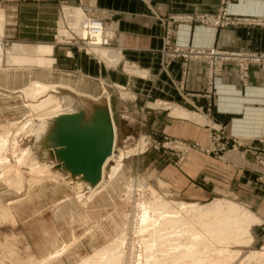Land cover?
I'll use <instances>...</instances> for the list:
<instances>
[{
	"label": "crops",
	"instance_id": "0c3cea01",
	"mask_svg": "<svg viewBox=\"0 0 264 264\" xmlns=\"http://www.w3.org/2000/svg\"><path fill=\"white\" fill-rule=\"evenodd\" d=\"M62 4L81 7L86 14L101 17L115 36L113 45L116 49L98 48L94 49L96 54H92L77 46L56 44L54 34ZM221 6L222 0H0V10L6 13L7 35L16 41L32 43L16 44L52 47V53L46 56L52 63L45 67L51 68L56 63L58 70L69 71L71 75L100 80L109 87L120 84L135 92L141 103L149 99L160 101L151 102L158 106L148 107L144 103L140 108H128L129 104L116 101L114 107L124 133H129L126 128L133 125V119L144 117L143 107L147 106L145 111L149 118L146 127H139L141 131L197 140L209 146L216 129L209 125L206 116L196 112L202 107L222 127V141L228 144V149L221 156L193 149L178 166L165 165L163 177L172 183L177 195L191 200L205 201L219 196L220 199L242 203L263 218V222L257 224L262 226L264 180L261 174L264 167L256 162L254 149L264 138L263 68L251 64L248 77L242 78L235 63L228 61L222 83L210 98L206 92V59L193 58L185 62L176 57L167 64L164 61L166 40L170 48L216 46L264 52V26L234 24L216 27L195 19H179L181 16H217ZM4 12L0 13V21L4 20L5 25ZM228 14L261 17L264 15V0H230ZM102 51L108 52V56H101ZM45 84L69 85L76 93L82 91L69 83ZM98 86V92L90 93L100 95V84ZM174 110L186 115L173 114ZM63 191L60 183L48 185L42 182L32 190L30 198L14 203L16 217L23 224L38 256L61 251L62 258L69 252L63 250L70 240L79 237L80 223L89 231H94L100 224L97 215L103 213L107 205L106 190L88 201L84 211L79 208V200L67 194L64 196ZM10 193L0 192V203L16 200L13 199L16 195L12 197ZM29 203L37 205L31 214L26 212ZM261 230L264 231V227ZM81 243L82 237L75 246L79 247Z\"/></svg>",
	"mask_w": 264,
	"mask_h": 264
},
{
	"label": "rangeland",
	"instance_id": "374dc122",
	"mask_svg": "<svg viewBox=\"0 0 264 264\" xmlns=\"http://www.w3.org/2000/svg\"><path fill=\"white\" fill-rule=\"evenodd\" d=\"M1 12L4 11L0 10ZM4 14L5 25L3 18L0 21L2 34L0 42L3 43L4 48V55L0 63V192L9 191L12 197L16 195L13 198L16 200L0 203V264H110L114 259L119 260L120 264H201L197 259L198 256L194 258L185 254L180 256L181 254L174 250L179 249V243L183 242L179 239L180 235L175 238V236H170L171 232L169 230V232L164 231L163 233L157 231L159 218L156 215L158 214L156 208L161 201H167L171 207H175L179 203L176 206L178 208L180 205L185 204L189 207L188 209H199L214 201L226 200L220 199L219 196H213L205 201H196L183 195H177L174 192L172 183L163 177L162 171L165 169V165L172 163L178 166L183 161L180 160L182 151L176 148L173 140L184 139L190 142L197 140L168 134L157 136L141 131L139 127H146L149 118L145 111L147 106H158L152 105L151 102L160 101L149 99L143 100V103H141L135 92L129 88H124L120 84L109 87L100 80L98 82L97 80L86 79V77L71 75L69 71L58 70L56 63L51 68L45 67L44 65H51L52 63L51 60L46 59V56L52 53V47L26 45L32 43L10 38L6 31V13L4 12ZM97 49L95 48V50ZM100 54L101 56H108L106 51H102ZM45 82L69 83L90 95H93L90 92L94 90L98 92V84H100L101 94L110 97L117 133L115 150L116 146L117 153L119 149L123 150L118 156L113 157L112 161L108 162L103 181L91 190H88L86 185L81 182H75V179L72 180L57 164L56 160L45 157L44 151L35 145L36 139L41 136L38 133L39 127L46 120H49V117L39 116L37 113L32 112L29 106L42 100L47 95L54 94L60 100L61 112H67L73 106L75 108V101H79V96L85 94L82 91L76 93L69 85L49 86L51 90L42 91L43 93L36 86L31 87V84L35 83L46 85ZM24 89H27V93L29 89L30 94H22V92H25ZM32 89H35V91ZM118 100L129 104L128 108H140L144 103L147 104L146 107H143L146 114H144V117L133 119V125H128L126 122L128 134L120 129L122 121L116 114L114 107ZM159 106L164 105L160 104ZM206 120L208 121V119ZM214 134L211 145H204L205 148L213 147ZM144 136L150 137L151 144L149 147L137 149L135 152L130 153V151L135 150L133 147ZM193 149L204 151L213 156H221L222 154V151L219 150L210 149L208 151L200 148H192L189 152ZM42 182H47L48 185L60 183L64 190V196L67 194L69 197L79 200V208L82 211L85 210L84 206L88 201L93 200L102 191H107L105 197L107 205L104 212L97 215L100 222L98 224L101 226L98 227V225L94 231H89L86 225L80 223L79 237L70 240V243L63 250L64 252L69 250V252L62 258L60 257L63 253L61 251L45 257L38 256L32 248L23 224L15 214V201L30 198L32 190ZM231 200L233 199L226 200V202L234 203L240 209L243 208V211L251 213L250 215L253 216L254 220L250 222L246 237L242 232L244 229L240 230L241 227L245 226L246 216L244 218L241 216L242 214L239 215L240 217L238 216L242 221L239 222V227L241 226L239 230L234 231V233L237 231L234 234L236 239L232 238L233 240L231 239L226 243L224 240L222 243L215 244L217 245L216 249L219 248L218 250L223 251L220 250L216 253L211 251L216 254V262L214 261L212 264H220L223 260L221 264H228L230 260L232 261L229 264H256V261H250L248 257L251 253H264V242L262 241L264 231L261 230L264 224L262 226L257 225L263 222V218L254 214L246 205ZM34 206L37 205L29 203L26 212L31 214L35 211ZM168 213L174 214V210L171 209ZM37 220H35L36 225ZM101 221H104V224ZM194 221L192 220V224L188 222L189 228L199 229L198 225L200 224L195 225L197 222ZM202 230L205 231L203 228H200L199 231L203 234ZM183 231H185L184 228L183 230L180 228L177 230L179 233ZM237 233L240 234V240L245 239V241L241 242ZM83 234L85 237L81 236ZM80 237H82V243L79 247H76L75 245ZM248 240L250 242L246 243ZM93 244H96L95 248ZM229 254L232 256H229ZM206 255L204 254V257Z\"/></svg>",
	"mask_w": 264,
	"mask_h": 264
},
{
	"label": "built area",
	"instance_id": "2783aa9c",
	"mask_svg": "<svg viewBox=\"0 0 264 264\" xmlns=\"http://www.w3.org/2000/svg\"><path fill=\"white\" fill-rule=\"evenodd\" d=\"M229 2L230 0H222V6L217 16H181L179 17V19L185 21L195 19L201 23L216 27H226L228 25L234 24H255L264 26V15L261 17L230 16L228 14ZM78 10H81L80 16H78L77 14ZM114 37L115 36L113 32L107 29L106 24L101 17L88 15L81 7L62 4L56 25V31L54 34L56 44L65 46H77L86 49L89 53L96 54L94 49L97 47L108 50L116 49L113 45ZM2 44L3 43L0 42V46L3 47ZM169 44V41L166 40L164 49V61L166 64L176 57L183 58L185 62L193 58H202L207 60L208 86L206 92L208 94V97L210 98L213 94L217 93L222 83L224 66L228 61H233L235 63L236 69L238 70V73L242 78L248 77L251 64H258L264 70V52L228 50L216 46H177L175 48H170ZM184 96L188 98L186 94H184ZM196 112L206 116L209 125L215 127L216 132L214 134V145L211 148H205L204 145L200 143V141L190 142L184 139H174V142H171H173L176 148H179L182 151V155L180 157L181 161L184 160L186 154L192 148H200L208 151L210 149H215L222 152L228 149V144L222 141V127L217 125V123L212 120L211 116L207 114L202 109V107H198ZM260 141V145H257L258 147L254 149V156L256 162L264 167V138H261ZM150 144V137L144 136L140 139L137 145L133 147L135 148V150L130 151V153L135 152L137 149L140 150L145 147L148 148ZM117 150L118 149L116 146V155L118 156L123 149H119L118 153ZM261 179L264 180V172L261 174Z\"/></svg>",
	"mask_w": 264,
	"mask_h": 264
},
{
	"label": "bare ground",
	"instance_id": "6f19581e",
	"mask_svg": "<svg viewBox=\"0 0 264 264\" xmlns=\"http://www.w3.org/2000/svg\"><path fill=\"white\" fill-rule=\"evenodd\" d=\"M77 14H78V16H80L81 10H78ZM1 37H2V34H1V31H0V38ZM97 48H100V47H97ZM3 50H4L3 47L0 46V63H1L2 57L4 55V51ZM116 57H119V56H116ZM34 86H36L38 88V90L41 91V92L42 91L43 92H47V91L51 90V89H49V88H51V87H49V85H42V84H36V83L35 84H31V87L34 88ZM51 86L53 87V85H51ZM36 87H35V89L37 90ZM35 89H32V90L35 91ZM26 90H25L24 93L21 91L22 94L25 95L27 93ZM73 90L75 91V89H73ZM30 92H32V91H30ZM41 92H38V93H41ZM78 93H79V91H78ZM27 94H30L29 93V89H28V93ZM85 94L88 95L87 93H85ZM107 99L110 101V97L109 96L107 97ZM110 105H111V101H110ZM29 107H30L32 112L37 113L39 116H43L44 118L45 117H49V120L52 117H54L55 115L63 113V112H61V109H60V107H61L60 100L57 97H55L54 94L47 95L42 100L37 101L36 103H32ZM74 109L75 108L73 106L72 109L70 108V111H72ZM111 110H112V108H111ZM172 112H173V114H176V115H186L185 113H183L180 110H174ZM112 114H113V112H112ZM188 116L191 117L193 115H188ZM193 117L195 118V116H193ZM49 120H46L39 127V131H38L39 135H42V133L45 131ZM114 124H115V121H114ZM32 125H33V123H32ZM115 130H116V125H115ZM116 140H117V133H116L115 144H116ZM115 144H114V149H113L112 154L107 158V160L105 162L104 169H103V177H102V180L99 183H101L103 181V179H104L106 165L108 164V162L113 157L117 156L116 155V150H115ZM121 156H122V153H121ZM71 179L73 180V178H71ZM75 182H81L83 185H85V182L83 180H81L80 178H76ZM93 188H91V189H93ZM91 189H89V190H91ZM176 206L175 207H173V206L171 207L170 204L167 201H161L158 204V206L156 208L158 210L157 211L158 214H156V215L159 218L158 219L156 217L158 219V224H159V227H158L157 231H160V233H163L164 231H167V232L170 231L171 232L170 236L171 237L175 236V238H176V236L178 237L180 235L179 239H181L183 242L179 243V245H178L179 249H177V250L174 249V250L178 251V253L181 254L180 256H182V254H185V255H187L189 257H193V258L198 256L197 259H198L199 262H201V264H207L208 262H209V264H212L214 261L216 262V254H213V253L214 252L215 253L216 252H220V250H221V249L218 250L219 248L216 249V246H217V245H215L216 243H222V242H224V240H225V243H226V242L230 241L232 238L234 240L236 239V238H234V237H236L234 234L237 231L235 233H234V231L235 230H239V228L241 227V226L239 227V224H240L239 222L242 221V220L240 221V218H239L240 216L239 215L242 214L241 216H243V218L246 216V220H244L245 222L243 221L245 226L243 225L244 227H241V229H240V230L244 229V231H242V232H243V235H245L246 237H247L246 234H248L249 225L251 224L250 222L252 220H254L253 216L250 215L251 213L249 214L248 212L243 211L242 210L243 208L240 209L234 203H228V202H226V200L225 201L217 200V201H214L213 203H211V204H209L207 206L205 205V207L202 206V208L200 207L199 209H196V208L188 209L189 207H187L185 204L184 205H180L179 208L176 207ZM171 209L174 210V214L168 213L169 210H171ZM254 217H256V216H254ZM157 219H156V221H157ZM192 220H195L197 222V224H195V225L200 224V225H198L199 229H196V230L194 229L193 230L192 227L189 228L188 222H189V224H192L193 223ZM179 228L182 229V230L184 228L185 231H183L182 233H179V232H177V230ZM200 228H203L205 230L204 231L205 233L202 230V232H203V234H202L201 231H199ZM167 232H165V233L167 234ZM168 235H166V236H168ZM170 236H168V237L170 238ZM237 236H238V238L240 240V237H239L240 234H238ZM248 238H246V239H248ZM241 239H243V238H241ZM243 240L245 241V239H243ZM243 240H240V241L242 242ZM249 242L250 241L248 240V242H246V243H249ZM212 247H214V249H212ZM174 250H172V251L175 252ZM211 251H213V253ZM221 251H223V250H221ZM210 252H211V254H210ZM204 254L205 255L208 254V255H206V257H204ZM229 256H232V255L229 254ZM236 257H237V255H236ZM249 259H250V261H253V262L256 261L257 262L256 264H264V253H261V254H257V252L256 253H251L250 256L248 257V260ZM223 261L221 263H223ZM230 261H232V260H230ZM229 262H228V264H229ZM110 264H120V262H119V260L114 259Z\"/></svg>",
	"mask_w": 264,
	"mask_h": 264
},
{
	"label": "water",
	"instance_id": "95a60500",
	"mask_svg": "<svg viewBox=\"0 0 264 264\" xmlns=\"http://www.w3.org/2000/svg\"><path fill=\"white\" fill-rule=\"evenodd\" d=\"M75 109L52 117L35 145L69 175L98 185L116 139L114 118L106 95H80Z\"/></svg>",
	"mask_w": 264,
	"mask_h": 264
}]
</instances>
